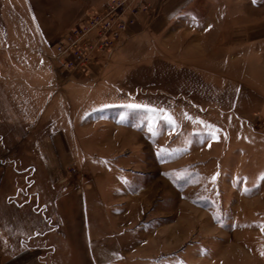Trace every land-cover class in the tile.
<instances>
[{
    "label": "rangeland",
    "instance_id": "rangeland-1",
    "mask_svg": "<svg viewBox=\"0 0 264 264\" xmlns=\"http://www.w3.org/2000/svg\"><path fill=\"white\" fill-rule=\"evenodd\" d=\"M104 1L30 0L46 43L43 52L47 74L52 72L53 65L61 73L62 80L67 81L69 77L85 74L88 69L91 72L98 62L105 63L110 57L116 60L112 66L116 81L112 83L125 92L109 98L105 102L109 106L107 111L94 117L116 118L124 125L120 130L124 137L119 146L114 139L106 140V146L92 145L89 157L104 155L116 164L113 156L117 154L130 155L131 159L136 156L137 160L131 161L139 169L135 172L136 180L127 176L122 181H132V190L147 185L151 192H143L142 199L154 209L157 207L156 213L148 208L147 215L155 216L160 226L172 223L177 227L180 215L184 222L190 220L189 234L182 244L189 247L190 260L197 264H264V179H261L264 174V41L252 40L262 33H222L214 52L210 39L219 34L208 31L182 34L178 27L166 30L163 17L168 14L166 7L180 9L183 0L167 6L160 0L155 11L142 14L139 19L145 17L147 25L158 21L151 32L148 30L128 40L124 35L113 52L100 54L82 70L69 69L57 56L55 43ZM197 4L196 1L194 5ZM185 5L196 9L191 2ZM199 9L193 14L197 18L204 17L206 8ZM198 36L203 45L195 44ZM248 40L252 41L245 43ZM4 87L5 83L0 81V91ZM109 89L119 90L111 86ZM30 107L22 105L17 97H0V155L4 157L0 160V219L4 220L10 212L8 202L23 203L26 198L23 200L22 191L29 190L41 193L42 199L35 205L40 204L39 209L47 216L55 210L54 199L74 204L60 212L65 220L73 213L77 221L78 202L83 200L77 189L84 167L74 165L69 158L64 162L65 168H59L67 170V175L52 176L48 170L57 169L58 161L46 159L39 150L40 139L55 128L60 127L71 136L68 120L62 117L55 124L50 123L47 114L38 120L37 110L41 107ZM60 114L64 116L56 110L57 119ZM167 115L172 116L171 121ZM247 119L253 121L252 129L244 123ZM79 135L83 137L82 133ZM82 143L81 149H87ZM77 147L72 145L70 149L75 152ZM194 157H204L212 164L210 166L215 164L216 167L200 175L194 169L195 163L186 165L187 160L195 161ZM101 164L94 166V178L98 180L102 175L97 182L105 187L108 175ZM213 175H216L215 181L211 179ZM90 196L95 195L89 175ZM185 199L194 203L190 206L195 212L192 208H180ZM45 203L51 206L48 212ZM26 214L23 212L20 217ZM81 221L72 225L64 222L68 234L71 229L76 232L71 233V244L77 256L72 258L60 250L49 252L45 249L44 261L88 264L80 235ZM49 240L48 237L34 242L48 249L50 244L45 242ZM176 242L169 241L168 245ZM55 243L61 242L56 239ZM10 244L12 250L2 260L19 251L15 239H11ZM67 247L71 248L70 244Z\"/></svg>",
    "mask_w": 264,
    "mask_h": 264
},
{
    "label": "crops",
    "instance_id": "crops-1",
    "mask_svg": "<svg viewBox=\"0 0 264 264\" xmlns=\"http://www.w3.org/2000/svg\"><path fill=\"white\" fill-rule=\"evenodd\" d=\"M159 1L153 0L154 11ZM175 1L164 0L163 4ZM185 1L191 2V5L197 1L198 4L194 5L196 9L186 8ZM200 1L203 3H199ZM200 7L206 8V15L197 18L193 13L200 10ZM166 9L168 14L163 16L166 30L178 27L182 34H190L193 31L219 34L210 39V48L214 52L218 48L222 33H262L252 40L264 41V0H183L180 9ZM145 19L141 18L135 26L127 30V40L148 30L151 32L158 22L155 21L149 26ZM194 42L199 46L202 39L198 36ZM45 44L39 20L30 0H0V81L5 83L0 97H17V101L28 109L33 105L40 106V111L37 110L38 120L46 114L47 119L51 120L50 123L54 124L62 117L67 118L71 136H67L62 128H55L49 135L40 139L39 150L46 159L48 157L50 161H58L57 169L48 170L52 176L67 175V170L59 168H65L64 162L69 161V158L74 165L84 167L83 178L77 189L83 199L78 202V220L83 221L80 235L84 241V255L88 258V264H179L180 261L184 264H197L195 260H190L189 247L182 245L189 234L190 220L184 222L183 216L180 215L181 220L177 222V227L172 223L171 226L168 223L160 226L155 216L147 215L148 208H151V213H156L157 210V207L154 209L147 200L142 199L143 192H151L147 190V185H140L139 190H132V181H122L127 176L136 180L135 172L139 169L131 162L137 160L134 158L136 156L131 159L130 155L117 154L113 156L117 159L116 164L110 157H103L104 155L95 154L89 157V148L92 145L106 146V140L114 139L115 145L119 146L124 137V134L120 133L124 125L116 118L109 117L107 120L104 117H94L95 114L107 111L109 106L105 105V102L109 98L125 92L119 85L112 83L116 81L112 71L116 60L110 57L105 63L98 62L91 72L88 69L85 74L69 77L66 81L62 80L61 73L53 65L52 72L47 74L49 71L43 52ZM258 49L262 50L261 47ZM95 70L97 72H94ZM109 86L119 89L118 92H112ZM56 110L64 113V116L60 114L57 119ZM244 123L253 128V121L250 119ZM81 133L83 137L79 135ZM89 133L92 139H89ZM2 137L4 138V135ZM95 139L99 141L93 143ZM82 142L86 144L87 149H81ZM72 145L78 146L75 152L70 149ZM3 159L0 155V160ZM194 159L195 161L187 160L186 165L195 163L194 169L200 175L216 167L215 164L210 166L212 164H208L204 157ZM213 161L215 162L216 158ZM100 164L108 175L105 187L103 183L100 185L101 183L97 182L103 178L102 175V178L97 176L98 180L94 178V166L98 167ZM89 175L95 195L90 197ZM22 197L23 200L26 198L23 203L8 202L10 212L4 220L0 219V264H49L44 261L45 249L49 252L52 249L54 252L60 250L65 256L76 257L71 244V233L75 231L71 229L73 232L68 234L64 224H68V221L71 225L77 222V216L74 217L72 213L71 217L65 220L60 212L62 209L72 208L74 204L67 205L62 203V199H54L55 210L52 215L47 216L39 209L40 204L35 205L42 199L40 192L22 191ZM190 204L194 203L185 199L180 208H192L195 212ZM44 206L46 212L51 208L46 203ZM23 212L27 214L21 218ZM48 237L50 240L45 242L50 244L48 249L35 245L36 239L46 240ZM11 239L17 241L19 251L2 260L1 258L12 250ZM56 239L61 243H55ZM169 241L177 242L169 246ZM68 244L71 247L69 249Z\"/></svg>",
    "mask_w": 264,
    "mask_h": 264
},
{
    "label": "built area",
    "instance_id": "built-area-1",
    "mask_svg": "<svg viewBox=\"0 0 264 264\" xmlns=\"http://www.w3.org/2000/svg\"><path fill=\"white\" fill-rule=\"evenodd\" d=\"M153 9V0H105L55 43L56 54L69 69L82 70L100 54L113 52L127 30Z\"/></svg>",
    "mask_w": 264,
    "mask_h": 264
},
{
    "label": "snow or ice",
    "instance_id": "snow-or-ice-1",
    "mask_svg": "<svg viewBox=\"0 0 264 264\" xmlns=\"http://www.w3.org/2000/svg\"><path fill=\"white\" fill-rule=\"evenodd\" d=\"M133 107H148L147 105H133ZM168 120H172V116L171 115H167V117H166ZM150 131H151V128L149 129ZM214 138H218V137H214ZM218 175V174H217ZM123 179H127V178H123ZM211 179L213 180V181H215V179H216V175H213L212 177H211ZM261 179H264V174H262L261 175ZM245 190H247V189H245ZM262 230H264V226H262ZM262 254H264V253H262ZM179 264H184V262L183 261H180L179 262Z\"/></svg>",
    "mask_w": 264,
    "mask_h": 264
}]
</instances>
